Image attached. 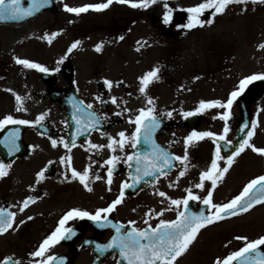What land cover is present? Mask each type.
<instances>
[{"label": "flooded vegetation", "instance_id": "obj_1", "mask_svg": "<svg viewBox=\"0 0 264 264\" xmlns=\"http://www.w3.org/2000/svg\"><path fill=\"white\" fill-rule=\"evenodd\" d=\"M174 16L175 13H172V20L165 24L163 17L149 13L148 19L152 24L153 35L148 36L146 43L142 45L137 64L138 77L135 82H130L128 78L124 77L125 68L115 67L112 60L105 63L93 62L89 66L91 71L83 81L76 80L77 70L74 68L70 70L71 76L67 77L65 73L67 61L64 58L58 62V71L50 70L43 72L46 73L43 74L39 70L32 69L31 73L21 80H9L7 76L0 74V119L10 114L17 119L35 121L38 116L47 113L40 124L6 125L0 129V161L11 165L7 169L8 174L0 178V208L16 213L13 227L9 230L20 226V230H22L20 236L24 237L26 222L23 224L19 222L25 219V212L28 211L29 216L32 217L31 220L28 219L29 225L33 223L34 218L30 211L40 198L46 196V191L51 188V179L57 178L60 169L62 170L61 178L58 179L57 186L52 189L53 194L62 196L63 203L67 204L68 209L62 212L61 217L72 208L94 212L97 208L107 207L116 199L120 193L121 184L123 182L130 183L131 168L124 161L127 154L133 153L135 148L129 144L125 146L123 152L117 149L113 153L107 147L91 149L89 142L106 146L108 136L119 139L117 133L120 131L131 134L135 126L129 123V117L134 118L140 108L152 107V105L147 104V97L149 96L154 99L155 115L161 121L153 139L167 152L183 156L185 152L184 140L193 131L213 132L217 137L223 134L225 121L220 119V114L224 109L214 107L189 117L182 115V112L194 111L200 100L225 101L229 95H217L215 93L221 88L219 82L212 85L213 87L210 89L216 95H202L208 92L209 82L201 85L194 84V70L190 62L184 59L185 49L172 41L174 36L163 35L166 30L165 27H174V25H177L176 27L182 36L187 35L193 29L182 27L188 22L187 18H183L178 24H175L173 22ZM120 37L122 36H119V39ZM44 65L48 68V64ZM154 67L159 68L160 79L149 85L147 95L142 94L139 92V77ZM105 80L113 82L111 88L104 83ZM8 89L12 91H8ZM246 91L248 95H242V100L252 115V102L255 96L252 94L256 93L254 88H247ZM17 94L22 97V105L17 104L15 99ZM67 96L71 97L72 102L79 100L84 101L85 104L91 103L93 105L92 111L98 115L106 116V119L97 126L98 130L92 129L88 134L87 131L89 130L82 131L77 135L76 129H69L68 118L74 120L75 109L72 114H67L65 107ZM113 96L117 98V104L111 102ZM96 97H100L104 102L97 100ZM238 100L239 97L233 102L231 108V115L227 121L229 131L225 140L220 141L205 137L194 141L192 144L196 146L207 144L214 147H217V144L230 146L231 144L227 143L228 140H231L233 144L240 122ZM18 107L21 110L18 111ZM169 111L172 112L171 117L164 114ZM117 113L120 114L117 115ZM14 129H19L16 140L19 149L10 154L8 147L2 141ZM102 133L107 135H102ZM52 139L58 141L56 147L52 146ZM61 139L68 142L71 152L64 147L63 143H60ZM73 139H75V146L72 145ZM139 150L143 155L150 150V145L141 140ZM68 155L72 158V167L78 171H83L90 166V176L99 175L101 177V179L89 180L92 191L86 190L78 179H71L70 168L61 162V157ZM111 155H119L121 160L114 169L112 184L108 185V165L104 164V161ZM173 162L176 164V168L171 173L157 179L153 176L144 177L142 181H148L141 184L140 191L135 197L125 193L123 202L109 214V219L113 223L124 224L127 230L132 227L128 221H135V227L146 228L148 226L144 223L146 219L148 224L153 227L160 219H175L176 206L171 205L169 200L157 194L158 191H163L172 199H182L186 196L174 188L176 177L169 179L182 165L180 161L173 160ZM42 170L44 175L37 180V173ZM65 175L69 179H65ZM29 196L34 197V202L30 203L23 212H20L19 208L22 201ZM181 208L182 205L180 210ZM163 209L168 210L163 211L162 216L158 217L153 214L148 217L145 215L149 210L159 212ZM168 212L174 215L166 217L165 214ZM57 224L58 222L55 227ZM66 226L74 228L76 235L72 236L75 239L74 242L63 246L65 252L61 255L66 256L63 257L64 264H93L95 259L102 257L107 258H104L100 264H117L120 255L115 248L111 250L109 256H105V253L100 254L96 250V244H106L115 235V229L110 225L100 227L87 219H75L68 221ZM182 256L177 258L175 264H214L216 260L210 257Z\"/></svg>", "mask_w": 264, "mask_h": 264}, {"label": "rangeland", "instance_id": "obj_2", "mask_svg": "<svg viewBox=\"0 0 264 264\" xmlns=\"http://www.w3.org/2000/svg\"><path fill=\"white\" fill-rule=\"evenodd\" d=\"M100 2L103 0H54L52 11H44L20 25H0V74L9 80H21L31 73V68L17 64L14 57L48 64L50 70L56 69L58 62L64 58L77 70L76 80L83 81L91 71L89 66L93 62L112 60L115 67L125 68L124 77L135 82L142 45L148 36L153 35L149 13L163 17L166 11L164 4L167 2L172 13L181 11L188 18L184 9L202 0H157L146 9L113 3L104 11L89 10L80 15L64 10V4L79 7ZM201 18H210V12L206 11ZM16 26L27 29L20 31ZM176 26L165 27L163 35L174 36L172 41L185 49L184 59L190 62L194 70V84L210 83L208 92L202 95H229L245 76L264 73V48L259 47L264 44V3L260 0L255 4L251 0L247 5L232 4L223 14L216 15L212 24L192 29L185 36L179 33ZM52 32H59V35L49 44L42 37ZM119 36L123 39H119ZM4 37H7V43ZM77 40L81 43L69 53V47ZM97 44L103 45L99 52L95 50ZM218 82L221 88L215 94L210 89ZM252 95H255L252 121L257 123L254 128L251 127L254 135L250 143L264 148V93L259 90ZM215 150L216 147L207 144H190L186 169L182 163L174 176L169 178L176 177L174 188L183 195H187L186 189L191 188L194 194L206 196L211 182L205 181L204 189H198L195 185L200 182V173L210 166ZM225 162L221 160L218 163L223 167ZM181 171L185 172L184 176L179 175ZM61 174L60 169L57 178L51 179V188L46 191V196L34 204L30 211L34 218L31 225L27 219L29 212H25L24 237L20 236V226L0 236V260L12 256L21 264H31L33 258L29 253L35 251L56 228L62 212L68 209L62 201L63 197L53 194L52 189L57 186ZM260 175H264V156L251 148H245L234 159L228 172L217 181L213 202L227 203L242 191L248 181ZM173 215L170 212L165 214L166 217ZM261 235H264V204L242 215L204 227L182 257L221 258L243 246V241L236 240V236L253 240ZM64 252L65 247L56 244L47 255L55 256Z\"/></svg>", "mask_w": 264, "mask_h": 264}, {"label": "snow or ice", "instance_id": "obj_3", "mask_svg": "<svg viewBox=\"0 0 264 264\" xmlns=\"http://www.w3.org/2000/svg\"><path fill=\"white\" fill-rule=\"evenodd\" d=\"M157 0H103L100 3H88L79 7H71L68 4H64V10L69 13L80 15L86 13L89 10L101 12L110 7L113 3H119L129 5L132 8H143L146 9L150 5L155 4ZM264 3V0H260ZM50 0H30V6L27 8L22 7L21 0H0V20H17L24 17L32 16L38 12L45 5L49 4ZM249 0H202V2L184 9L188 13V22L182 27L192 29L197 26L203 27L205 24H212L214 17L218 14H223L226 9L232 4L247 5ZM251 3H257V0H251ZM164 7L166 9L163 21L165 24L172 20V9L169 8L167 2ZM206 11L210 12V18L202 19ZM179 27V26H178ZM59 35V32H52L50 34L45 33L42 39L47 40L49 44L52 43L53 39ZM123 39V37H120ZM81 42L79 40L73 42L68 49V52H72L76 49ZM102 44H97L95 50L101 51ZM259 47L264 48V44ZM17 64L23 65L25 68H31L39 70L40 72H48L50 69L46 68L40 63L30 61L28 59H22L14 57ZM51 71H58L57 69H51ZM198 78V77H197ZM159 68L154 67L152 70L139 77L140 87L139 92L147 95V89L151 83L159 80ZM256 80H264V73L252 74L245 76L240 80L237 88L233 90L225 101L222 100H200L198 107L194 111L182 112L184 117L192 116L196 113H202L208 108H221L224 111L220 114V119L225 121L223 134L217 135L213 132H197L193 131L188 135L185 140V152L183 156L173 155L167 152L163 147L156 144L153 135L155 131L160 127V119L155 115L156 108L154 99L147 97V104L152 105L148 108H140L138 114L133 117H129V123L135 126L134 131L131 134L125 131L117 133L119 139L113 136H108L107 145L92 144L89 142L91 149H102L107 147L111 152L115 153L117 149L123 152L126 145L136 148L140 144L141 140L145 144L150 145V150L143 155L139 153L127 154L125 163H128L131 168L133 165L131 162L135 161V172L136 175L129 173L133 183L123 182L121 184L120 193L107 207L97 208L94 212L87 211L80 208H72L68 210L59 220L56 228L39 244L38 248L29 253L32 257L31 264H64L63 257H56L54 255H47L49 250L62 240L71 239L72 236L76 235V230L72 227H67V223L70 220L75 219H87L95 222L100 227L111 226L115 229V235L112 236L111 240L106 244H96V250L103 254L109 249H118L120 257L126 261V264H175L177 258L185 254L190 245L197 239L198 233L204 227L213 224L214 222L224 220L226 216H235L238 213L247 212L257 204H264V175H260L248 181L243 187L242 191L234 196L227 203H214L213 202V190L217 187V181L221 179L229 170L234 162V157L238 156L245 148H251L252 151L264 156V148L256 147L250 143L251 137L254 135L253 131L247 132V137L243 139L239 146L228 155L226 158L221 156V146L217 144L215 153L211 160L210 166L200 173V182L195 185L198 189L205 188V181L211 182V187L207 189L206 196H199L193 193L191 188L186 189L187 195L182 199H172L168 197L163 191H158V195L162 198L169 200L171 205L176 206L177 214L176 218L172 220L160 219L159 222L153 227L148 224L146 219L144 223L148 225L146 228L135 227V221H128V224L132 227L130 230L125 229V225L122 223H113L109 219V214L112 213L118 205L123 202L125 190L128 188L135 187L144 177H151L156 173L160 175H166L164 172L165 168L172 166V161H180L185 164V169L188 161L187 148L194 141L201 140L205 137L213 138L214 140L223 141L226 138V134L229 131L228 123L231 115V108L233 102L245 91L247 86ZM104 83L111 88L112 81L105 80ZM8 91H12L8 89ZM15 99L18 105H22V97L18 94L15 95ZM97 100H101L100 97H96ZM103 103L104 101L101 100ZM111 102L117 104V98L112 97ZM73 108L75 109L73 119L77 124V135L82 131L89 129L98 130V125L102 123L106 116L98 115L92 111L93 105L91 103L85 104L84 101H73ZM17 110H21L20 107ZM128 111V109H125ZM120 113H117L119 115ZM171 117L172 112L169 111L164 113ZM47 113H43L36 118L35 121H29L26 119H17L12 115H5L0 119V129L6 125H28V124H40ZM256 121H252L253 128L256 125ZM248 127V125H245ZM19 129L11 131L2 141L11 154L19 149V145L16 143L18 138ZM102 135H107L102 133ZM52 146L56 147L58 141L52 139ZM64 147L71 152V148L68 142L63 139L60 140ZM228 144H232L231 140L227 141ZM72 145L75 146V139L72 140ZM71 156L61 157V162L68 166L71 170V179H78L79 182L88 191H92L89 186L90 179H101L99 175L94 177L90 176V166L86 167L83 171H78L71 166ZM121 160L119 155H111L104 164L108 165L107 168V183L112 184V177L114 169ZM221 160H225L223 167L218 163ZM11 167L10 164H6L0 161V178L8 174L7 169ZM185 172L181 171L180 176H184ZM43 170L37 173V180L43 177ZM65 179H69L65 175ZM109 190H111L109 188ZM189 201H202L204 205L208 207V212L204 210L199 212H189L188 206ZM34 202V197L29 196L22 201V205L19 208L20 212H23L30 203ZM183 206L184 210H180V206ZM163 209L159 212L149 210L145 215L151 217L153 214L156 216H162ZM16 213L7 211L6 209L0 208V234L7 232L13 227ZM27 219L31 220L29 216ZM20 224L25 223L24 220L19 222ZM236 240L243 241V246L235 251H232L223 258L218 257L214 264H264V252L259 251L261 247H264V235L259 236L257 239L249 240L246 236H236ZM90 243V242H86ZM0 264H21L19 260H14L12 256H6L3 260H0ZM117 264H121V261H117Z\"/></svg>", "mask_w": 264, "mask_h": 264}, {"label": "water", "instance_id": "obj_4", "mask_svg": "<svg viewBox=\"0 0 264 264\" xmlns=\"http://www.w3.org/2000/svg\"><path fill=\"white\" fill-rule=\"evenodd\" d=\"M25 3L27 5H29V0H21V4ZM53 0H50V3L45 5L43 8H41L38 12L34 13L32 16H28V17H24L22 19H17V20H0V23H24L29 19H32L34 17H36L40 12H42L43 10H52L53 9ZM183 18V14L182 13H178V15L175 17L174 22H180V20ZM70 70H71V66L66 65L65 67V73L67 75V77H70ZM252 86H255L256 88H262V90L264 91V80H256L253 81L251 83ZM245 95V94H243ZM72 102L71 101V97L67 96L66 98V104L69 105V103ZM239 106H240V115H241V122L238 126L237 129V133H236V139H235V144L230 148L226 149L225 147H221V153L225 155V153L227 154V152H232L239 146L240 142L245 139L247 137V132L250 129V112L248 111V109L245 106L244 101H242V98L239 101ZM245 125H248V127H245ZM69 128H77V125L74 124L73 122L69 121ZM229 150V151H226ZM173 169V165L171 167H168V169H164V172H169L170 170ZM156 175H160L159 173H156ZM138 190H135L134 192H137ZM255 206V205H254ZM184 210V209H183ZM201 210H204L205 213L207 211V206L206 205H202L199 208H196L194 205V202L189 201V206H188V211L189 212H199ZM61 242H64V240H62ZM259 251L264 252V249L260 248ZM122 264H125L126 262L123 260H120ZM53 264H55V262H53Z\"/></svg>", "mask_w": 264, "mask_h": 264}, {"label": "bare ground", "instance_id": "obj_5", "mask_svg": "<svg viewBox=\"0 0 264 264\" xmlns=\"http://www.w3.org/2000/svg\"><path fill=\"white\" fill-rule=\"evenodd\" d=\"M20 31H22V30H25V29H27V27H24V26H16ZM11 35V34H10ZM7 37H4V41H5V43H7Z\"/></svg>", "mask_w": 264, "mask_h": 264}]
</instances>
